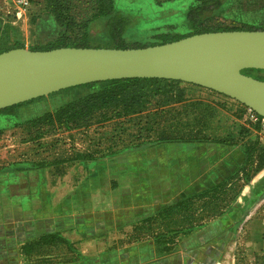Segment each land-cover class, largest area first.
I'll return each mask as SVG.
<instances>
[{
  "label": "rangeland",
  "instance_id": "374dc122",
  "mask_svg": "<svg viewBox=\"0 0 264 264\" xmlns=\"http://www.w3.org/2000/svg\"><path fill=\"white\" fill-rule=\"evenodd\" d=\"M203 1L34 0L31 10L17 19L0 0V51L19 46L37 50L58 42L109 45L104 19H95L106 10H120L138 17L149 15L152 24L146 25V18L141 22L135 19L123 36L127 45L146 46L161 34L183 36L189 33L183 22L184 15L173 8L188 10ZM226 1L224 11L207 21V26L264 31V0ZM58 15L69 26H59ZM91 20L95 21L89 23ZM251 77L264 78V74H251ZM78 95L79 91H66L16 108L11 114L1 113L0 168L70 164L71 169L78 172L81 160L88 171L94 165L102 169L99 181L101 186L102 183L107 186L100 194L104 203L107 192L118 194L115 197L125 202L132 196L127 197L125 191L117 189L129 185L130 176L118 180L107 170L112 166L145 169L146 157L153 160L160 156L156 147L161 144L165 147L162 153L166 151L164 156H169L168 162L174 163L175 153L171 154L174 150L168 144L194 141L206 145L199 146L200 155L209 152L211 159L217 155L230 156V171L218 172L209 193L182 199L186 202L181 203L180 214L187 217L197 213L201 221L207 211L213 212V217L244 191L264 184V122L252 118L246 107L228 97L190 84L161 83L146 88L141 100L131 108L128 104H116L75 123L56 122L57 108ZM46 113L50 120L44 116ZM122 193L124 195H120ZM137 193L144 195L146 191ZM238 264H264V254L249 262L239 257Z\"/></svg>",
  "mask_w": 264,
  "mask_h": 264
},
{
  "label": "crops",
  "instance_id": "0c3cea01",
  "mask_svg": "<svg viewBox=\"0 0 264 264\" xmlns=\"http://www.w3.org/2000/svg\"><path fill=\"white\" fill-rule=\"evenodd\" d=\"M168 145L174 163L161 144L145 169H106L130 176L117 189L132 196L125 202L108 192L100 199L107 186L97 165L0 168V264H238L263 254L264 184L213 217H183L182 199L209 193L218 172L230 171V156L200 155L206 145L194 141Z\"/></svg>",
  "mask_w": 264,
  "mask_h": 264
},
{
  "label": "water",
  "instance_id": "95a60500",
  "mask_svg": "<svg viewBox=\"0 0 264 264\" xmlns=\"http://www.w3.org/2000/svg\"><path fill=\"white\" fill-rule=\"evenodd\" d=\"M264 31L192 35L138 49L25 48L0 53V111L60 91L106 81L156 79L228 97L264 119Z\"/></svg>",
  "mask_w": 264,
  "mask_h": 264
},
{
  "label": "trees",
  "instance_id": "16d2710c",
  "mask_svg": "<svg viewBox=\"0 0 264 264\" xmlns=\"http://www.w3.org/2000/svg\"><path fill=\"white\" fill-rule=\"evenodd\" d=\"M226 5H227L226 0H205L199 5L192 7L188 10L177 9L172 7L174 10H176V12L180 11V13L184 15L183 22L185 23L187 29L189 30V33L183 36H171L168 34H161L157 36L156 41L154 43H151L146 46L138 45V44L127 45L123 40V36L126 34L127 30L133 26L135 19L141 22V20L144 21L146 18V25H149L151 22V20H149L148 18L150 17L149 15H146V17L144 16L138 17V16H133L129 13H125L120 10H116V11L106 10L102 14L97 15L95 19H104V29L106 31L107 38L109 40V45L102 46V45H89V44H78V43L67 44L64 42H58L52 47H47L32 51H48L52 49L66 48V47L138 49L149 46L163 45L166 43L181 40L183 38L192 35L209 33V32L239 31V30L260 31L259 29H253L248 27L238 28V27H229V26L228 27L207 26L205 23L213 19L217 14L222 13ZM169 12L172 11L170 10ZM174 19L177 18H173L172 20ZM56 21L58 25L61 27L69 26V24L66 23L65 19L61 15L57 16ZM94 21L95 20H91L89 23H92ZM152 23L153 22H151V24ZM141 26L144 25L141 23ZM17 48H24V47L19 46L14 49ZM2 52H6V51H0V53ZM241 73L247 76H251V74H264V71L243 70ZM255 79L264 81V78H260V77H256ZM161 83L177 84L181 82L156 80V79L114 80V81H106V82L82 85V86L66 89L58 93L51 94L49 95V97H52L54 95L66 91L80 92V95H78V97L75 100L69 103H65L64 105L57 108L54 114L55 115L54 120L59 123L65 122L67 124H71L78 122L83 118L94 114L97 111L106 109L116 104H128V106L131 108L136 104L137 101L141 100L142 93L146 90V88H153L160 85ZM96 87H98V89H95ZM41 100H44V97L6 108L4 110H1L0 114L1 113L11 114V112L16 108H19L24 105H31ZM47 115L48 114L46 113L44 116L48 120H50V117ZM40 117H43V115ZM259 118L261 119V117ZM258 257H256V259Z\"/></svg>",
  "mask_w": 264,
  "mask_h": 264
},
{
  "label": "built area",
  "instance_id": "2783aa9c",
  "mask_svg": "<svg viewBox=\"0 0 264 264\" xmlns=\"http://www.w3.org/2000/svg\"><path fill=\"white\" fill-rule=\"evenodd\" d=\"M3 1L9 8L11 14L15 16L17 19L27 14L31 10L34 3V0H3ZM248 111L251 114L252 118H254L255 120L259 118L251 110L248 109ZM261 120L262 122H264V119L261 118Z\"/></svg>",
  "mask_w": 264,
  "mask_h": 264
}]
</instances>
